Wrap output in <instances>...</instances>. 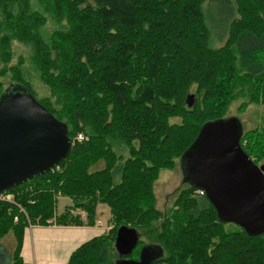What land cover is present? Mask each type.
Listing matches in <instances>:
<instances>
[{
  "label": "trees",
  "instance_id": "obj_1",
  "mask_svg": "<svg viewBox=\"0 0 264 264\" xmlns=\"http://www.w3.org/2000/svg\"><path fill=\"white\" fill-rule=\"evenodd\" d=\"M207 1L0 0V97L5 78L25 86L72 142L52 170L0 193L13 197L0 199V239L16 241L10 264H27L30 225L95 226L100 203L110 208L111 230L68 264H117L121 227L141 236L130 259L157 246L152 264H264V234L228 230L202 188H182L167 212L157 206L161 171L176 169L204 125L240 99L238 110L264 103V0H230L220 48L211 46ZM50 20L56 27L46 38ZM14 41L30 47L48 96H38L23 57L12 64ZM257 137V129L243 133L241 146L258 164ZM64 197L72 205L58 214Z\"/></svg>",
  "mask_w": 264,
  "mask_h": 264
},
{
  "label": "water",
  "instance_id": "obj_2",
  "mask_svg": "<svg viewBox=\"0 0 264 264\" xmlns=\"http://www.w3.org/2000/svg\"><path fill=\"white\" fill-rule=\"evenodd\" d=\"M0 104V193H3L52 170L67 157L72 142L65 124L31 93H16ZM242 135L235 118L204 125L181 158L184 179L205 190L224 222L263 235L264 165H256L243 150ZM140 238L133 228H119L115 240L120 255L117 264L154 262L160 254L157 246H144L138 260L130 259ZM1 250L0 264H4L8 254Z\"/></svg>",
  "mask_w": 264,
  "mask_h": 264
},
{
  "label": "rangeland",
  "instance_id": "obj_3",
  "mask_svg": "<svg viewBox=\"0 0 264 264\" xmlns=\"http://www.w3.org/2000/svg\"><path fill=\"white\" fill-rule=\"evenodd\" d=\"M231 1L233 4H235L234 0ZM205 6L212 30L211 46L213 48H220L221 46H223L226 38L228 37V22L230 21L233 14V6L231 5L230 0H208ZM215 19L218 21V28H216L217 22L215 21ZM55 27V24L50 20L43 29L44 37L48 38L49 34L52 32V30H54ZM31 54L32 53L29 46H25V44L19 41H14V59L12 64H16L17 61H19V59L23 57L26 62L25 65L29 72L30 79L33 80L35 90L38 92V96L46 97L50 93L49 89L38 78L39 75L35 71L31 63ZM2 66L3 65L0 63V69L2 68ZM4 83L5 90L2 97L0 98V103H3L5 100L9 99L16 93H29L28 89L25 86L13 84L9 78H5ZM246 101L247 99H240V101L235 102L228 111L227 116L220 120L225 121L229 118H235L244 135L249 131L257 129L259 136L264 138V103L256 105L249 104L246 106V108L238 110L239 106L241 108V104ZM262 138L257 137L258 140H261ZM250 158L254 161V163H256V157ZM257 165H264V158ZM187 167L188 166L186 165V168ZM185 174L186 173L182 165V160L178 162L176 169L161 171L160 177L155 184V191L157 196V206L162 212H167L175 204V200L179 195L180 190L191 183L185 181ZM68 200L69 199L66 197L59 199L58 210L60 212H63L65 210V203H70ZM98 206L99 207L97 208L96 214L97 219H110L111 212L109 206L105 203H100ZM77 213H79V211ZM227 229L232 231H236L239 229L245 230L243 227L236 223H227ZM15 244L16 241L12 234L7 235L3 239H0V249H2L1 251H4L3 253H5L6 251V253L8 254V257L6 256L4 264H10L9 255L10 252L13 253Z\"/></svg>",
  "mask_w": 264,
  "mask_h": 264
},
{
  "label": "crops",
  "instance_id": "obj_4",
  "mask_svg": "<svg viewBox=\"0 0 264 264\" xmlns=\"http://www.w3.org/2000/svg\"><path fill=\"white\" fill-rule=\"evenodd\" d=\"M68 201L70 203H65V207L72 205V201ZM107 220L97 219L95 226L50 225L27 228L21 256L27 264H68L73 252L80 246L108 234L112 228L111 217Z\"/></svg>",
  "mask_w": 264,
  "mask_h": 264
},
{
  "label": "built area",
  "instance_id": "obj_5",
  "mask_svg": "<svg viewBox=\"0 0 264 264\" xmlns=\"http://www.w3.org/2000/svg\"><path fill=\"white\" fill-rule=\"evenodd\" d=\"M76 140L79 141V142H82L84 140V136L80 134V135H78V137L76 138ZM200 194L203 195L204 193L203 192H200ZM0 199L1 200H4V201H8V202H12L13 201V197L12 196L5 195V194H1L0 195ZM16 221H17V219H16ZM29 228H33V226L30 225Z\"/></svg>",
  "mask_w": 264,
  "mask_h": 264
}]
</instances>
